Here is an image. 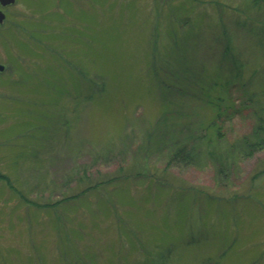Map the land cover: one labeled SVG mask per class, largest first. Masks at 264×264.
I'll return each instance as SVG.
<instances>
[{
  "label": "rangeland",
  "instance_id": "1",
  "mask_svg": "<svg viewBox=\"0 0 264 264\" xmlns=\"http://www.w3.org/2000/svg\"><path fill=\"white\" fill-rule=\"evenodd\" d=\"M2 25L0 264H264V145L227 149L264 118V0H17ZM185 124L191 164L148 143Z\"/></svg>",
  "mask_w": 264,
  "mask_h": 264
},
{
  "label": "trees",
  "instance_id": "2",
  "mask_svg": "<svg viewBox=\"0 0 264 264\" xmlns=\"http://www.w3.org/2000/svg\"><path fill=\"white\" fill-rule=\"evenodd\" d=\"M240 25V24H239ZM241 27V26H240ZM79 73L81 75H84L81 69H78ZM89 83H92L91 81H89ZM230 84V83H229ZM96 83L95 81H93V87H91V89H95ZM211 87L216 86V83L210 84ZM105 87V82L101 81L100 84H98V98L102 97L104 95V89ZM210 87H203L202 88V92L200 94V99L205 103V105L210 106L211 108H214L216 111V117L217 119H219L220 115H222V101H224L223 97H217V98H212L209 94V89ZM92 92V91H91ZM229 93V92H228ZM226 98H229V95L225 96ZM232 106V105H230ZM215 122V119H213L210 123L209 126H213ZM215 134L217 133V135H220V129L216 127L215 125ZM157 129V128H156ZM154 129V131L156 130ZM172 129H176L175 130H171V129H161L162 131L159 132V129L157 132H155L154 134H149L148 135V143L155 148L156 151H160V149H166L169 158L171 160L174 161H180L184 164H191V159H193V149L190 150L189 146L192 143L189 142L190 141V137H191V127L187 126L185 124V126L180 127V129H178L177 127L172 128ZM185 130H190V132L188 134H185ZM153 132V131H152ZM212 134H214V130H212L211 132ZM211 134V135H212ZM178 135V136H177ZM194 138V137H193ZM264 145V118H261L260 115L257 117L256 123L251 131V134L247 137L244 136L240 141L235 142L234 144L230 145L227 149L228 152L230 154H234L236 153V155H252L253 154V150H258L260 148H262ZM149 147V146H148ZM215 147V146H214ZM196 149V148H195ZM164 152V151H162ZM164 154V153H163ZM209 154L215 158V160H217V165L218 167L221 166L222 167V159H218L216 158L217 154H214V151L210 150ZM105 182H103L102 184H104ZM107 183V182H106ZM109 183V182H108ZM100 184V185H102ZM98 186L93 185L88 187L87 189H92L93 187ZM84 193V191H83ZM82 194V193H81ZM168 252L170 253V250H168ZM164 257L160 258V261L157 262L156 259L155 261H152L153 264H168L166 261H168V258L166 256V261L163 260Z\"/></svg>",
  "mask_w": 264,
  "mask_h": 264
},
{
  "label": "flooded vegetation",
  "instance_id": "3",
  "mask_svg": "<svg viewBox=\"0 0 264 264\" xmlns=\"http://www.w3.org/2000/svg\"><path fill=\"white\" fill-rule=\"evenodd\" d=\"M17 0H14L12 3L10 4H2V2L0 1V27L1 25L3 24L4 20L7 18V12H8V9L13 5L15 4ZM13 25V24H12ZM3 26V25H2ZM1 66H3L2 64H0ZM4 66H3V69L0 70V73H2L4 71Z\"/></svg>",
  "mask_w": 264,
  "mask_h": 264
},
{
  "label": "water",
  "instance_id": "4",
  "mask_svg": "<svg viewBox=\"0 0 264 264\" xmlns=\"http://www.w3.org/2000/svg\"><path fill=\"white\" fill-rule=\"evenodd\" d=\"M2 2V4H10L12 3L14 0H0ZM3 69V66L0 65V70Z\"/></svg>",
  "mask_w": 264,
  "mask_h": 264
}]
</instances>
